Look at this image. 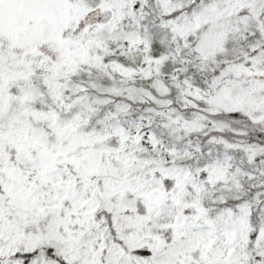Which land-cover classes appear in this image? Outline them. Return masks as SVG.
<instances>
[{"label": "snow or ice", "instance_id": "6c2138e0", "mask_svg": "<svg viewBox=\"0 0 264 264\" xmlns=\"http://www.w3.org/2000/svg\"><path fill=\"white\" fill-rule=\"evenodd\" d=\"M0 264H264V0H0Z\"/></svg>", "mask_w": 264, "mask_h": 264}]
</instances>
